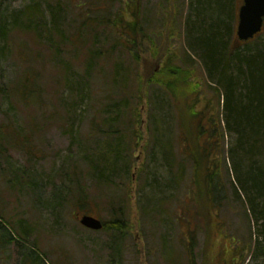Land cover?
<instances>
[{
  "label": "rangeland",
  "instance_id": "374dc122",
  "mask_svg": "<svg viewBox=\"0 0 264 264\" xmlns=\"http://www.w3.org/2000/svg\"><path fill=\"white\" fill-rule=\"evenodd\" d=\"M35 1L40 0H0V12L7 27L5 38L0 32V87L7 95L0 97V125L17 129L19 132L10 130L16 134V139L26 135L31 140L32 157L29 160L27 153L17 148L9 154L11 162L21 169L19 172L23 167L30 169L35 182V192L11 190L3 176L7 165L2 158L0 211L4 219L16 228L21 221L27 236L26 247L45 253L46 258L42 256L45 264H187L184 248L188 247L189 235H192L198 260L204 240L203 225L195 215L192 220L193 164L182 161L184 156L181 152L187 146H182L180 140L181 128L184 130L183 139L191 141L195 135L193 125L196 119L188 111L191 110L198 115L203 126L199 142L193 141L198 148L194 149L195 154L200 156L202 152L206 159L212 155L210 159L218 164L215 168L217 176L226 185L227 198L217 218L220 224L210 233H215L216 244L224 240L227 246L231 243L232 248L238 241L245 247L243 264H264V259L255 256L256 243L261 236L259 223L255 222L250 211L246 212L249 206L243 198L235 197L230 186L233 172H230L232 164L228 150L234 147V136L230 133L223 139L224 126L220 120L224 110L217 105L218 100L220 105L223 103L222 90L214 79L208 78L199 56L191 51L188 41L189 25L195 21V5L201 6L203 1L229 2L232 17H236L242 0L140 2L139 23L151 35L156 33V25L160 21L170 19L173 22L175 36L171 54L176 57L174 64L188 69L190 66L187 64L194 62L198 75L202 77L197 81L195 99L189 92L181 90H175V97L168 96L164 90L144 80L142 75L141 79L134 75V71L140 74L143 61L147 64L148 60L152 61L151 53L161 54L163 51V30L153 40V45L147 43L148 53L144 56L135 57L133 52L129 54L123 48L109 53L117 38L108 27L91 36L89 44L79 50L77 58L75 51L55 57L56 47L48 44L58 43L59 36L54 35L55 40L49 42L45 31L35 37L24 24L19 30L13 28L11 18L14 12ZM85 1L89 2L61 0L60 7L64 8L59 15L60 35L67 33L72 37L77 19L83 14L81 2ZM173 5L179 9L174 19ZM99 6L103 7V2ZM119 8L116 3L113 10ZM49 20L52 21L51 18ZM235 27L234 20L230 33L233 39L228 41L229 45L231 40V46L240 50L245 45L235 43ZM255 46H264V28L248 43V47ZM96 47L106 48L109 54L99 59L90 58V50ZM155 65V71L160 72L165 63L157 60ZM81 77H85L83 85L86 89L79 86ZM214 89L219 92L216 96ZM81 90L84 94L80 95ZM107 116H117L114 126L119 131L113 136L98 134L99 128L107 126L108 122L103 121ZM167 139L173 165L171 176L161 171L162 158L166 154L160 147ZM215 142L219 143L216 152L211 147ZM109 146L115 148L122 158L129 156L131 162L125 176L119 169L123 165L119 164L118 171L110 178V190H107L95 186L87 174L90 169L86 163H95L94 157L104 153ZM209 150L211 154L208 155ZM189 153L193 154L192 151ZM61 169L62 173L59 172ZM205 171L203 169L202 177ZM66 173L81 180L90 200L89 210L74 209L73 205L53 209V187L65 179ZM177 176L179 181L174 184L172 177ZM171 182L174 186L170 188ZM155 186L161 190L154 192ZM118 189L127 191L129 196L121 203L127 218L122 239L118 232L90 231L79 225L75 215L86 214L103 222L111 221L108 206L115 202L116 198L111 199L118 195ZM117 204L119 202L116 201ZM219 225L224 226L220 236L217 234ZM231 248L228 247L229 254ZM17 250L15 246L0 250V264H19L21 258Z\"/></svg>",
  "mask_w": 264,
  "mask_h": 264
},
{
  "label": "trees",
  "instance_id": "16d2710c",
  "mask_svg": "<svg viewBox=\"0 0 264 264\" xmlns=\"http://www.w3.org/2000/svg\"><path fill=\"white\" fill-rule=\"evenodd\" d=\"M88 1L81 2L83 14L77 19L78 23L73 30L72 37L67 33L64 36L63 34L60 35L59 22L61 21L59 15L64 8L60 7L61 0L35 1L22 10L15 11L11 18L13 28L19 30L24 24L27 31L34 33L35 37L39 35V32L45 31L48 33L46 39L49 42L55 40L54 35H57L56 37H60L58 43L48 44L49 47L52 45L56 47L54 56H62L64 52L75 51L76 58L79 50L84 49L89 44L91 36L96 35L98 32L101 33L103 29L108 27L112 29L113 35L117 38L116 44L114 43L109 53L116 50V48H123L129 54L133 52L135 57L138 55L144 56L146 52L148 53L147 46L149 44L147 43H152L153 45V40L163 30V45L166 51L164 52L163 49L161 54L151 53L152 61L148 60V64L143 61V69L140 74L138 73L137 75V71H134V75L138 76L139 79H141L140 75H142L144 80L153 83V86L168 93H172L173 97H175L174 90H181L183 93L185 91L189 92L192 99L197 97V81L202 79V77L198 75L194 62L190 61L187 64L190 66L188 69L186 67L181 68V64H174L176 57L171 54V49L173 47L175 29L170 19L168 21H160L156 25V33L151 35L139 23V5L142 0ZM100 2H103V7L99 6ZM116 3L119 4L120 8L113 10ZM200 4L201 6L195 5V10H193L195 21L189 25V47L193 53L199 56L208 78L214 79L222 90L226 128L234 136V147L230 150L231 171L233 172L230 186L234 189L232 191L236 194L235 197L243 198L249 206L246 212L250 211L255 222L259 223L258 227L260 228L261 236L256 243L255 256L259 259H264V46L251 48L248 47L250 42H245L243 43L245 47L239 50L231 46V40L229 45L228 40L233 39V37H230L231 23L234 20L236 21L235 15L232 17V9L229 2L214 1L209 3V1H203ZM178 10V7L173 5V19ZM2 14L0 12V15ZM164 17L162 15V18ZM1 20L0 32L2 37L5 38L7 27L5 26L3 15ZM102 49L96 47V49L90 50V58L99 59L109 54L106 48ZM157 60L165 63L160 72L155 71V61ZM83 78L85 79V77H81L79 86H82L81 89H86V86L83 85ZM82 91L79 92L80 95L81 93L84 94ZM4 94L6 95V91L0 87V97ZM81 99L82 97L79 100ZM118 114L119 112L117 116ZM117 116H107L103 119L108 124L104 129L99 128L98 134H103L104 136L116 134L119 131L114 126L117 122ZM10 130H12L10 126L0 125V160L4 158L7 165L3 176L6 178L7 185H9L11 190L25 191L26 193L35 192L33 189L35 182L32 175H30V169L23 167V171L19 172L21 169L11 162L9 154L12 149L17 148L27 153L29 160V157H32V147L29 145L31 140L26 135L16 139V134L14 132L11 133L12 131ZM164 140V144L160 148L162 153L166 154V157L162 158L161 171L171 176V151L168 139L165 142ZM184 140L182 141L183 145L185 144L187 147L186 150L183 149L182 155L184 159L182 161L186 160V162L193 164L192 176L193 185L195 186V192L192 194L195 203L193 211L194 215L201 219V225H203L201 230L204 237L203 246L200 253H198L197 260V255L194 254L195 237L189 235L190 243L187 248H184L186 263L243 264L246 259L245 247L240 246L237 243L238 241H235L232 245V252L229 254L228 246L224 245L226 242L223 240V242L219 241L220 243L216 244L215 233L214 235L210 233L218 223L220 224L219 220H217L218 212L222 207V203L226 200L222 180L215 177V172H211V174H207L204 177L199 174V171L201 172L204 165L207 164L206 159L202 155L189 153L192 151L194 143ZM104 151V153L94 157L95 163L91 164L93 161L86 163L90 169L87 174L91 177L96 187L110 190L108 189L111 187L110 178L118 171L119 164L123 165L119 169L125 176L128 173V164L131 159L129 156L122 158L115 148L111 146ZM120 161L122 162L120 163ZM59 172L62 173L63 170L61 169ZM61 178L62 175L60 174ZM172 180L176 184L177 178L172 177ZM172 182L170 188L174 186ZM159 190L161 189L156 186L153 187L154 192ZM118 191V195H115L111 200L116 198L115 202L117 201L119 204L115 205L114 202L108 206L111 221L103 222L102 231L121 233L120 239H122L125 234H123V231H125V225H127V218L125 219L124 205L121 203L124 198L128 199L129 196L127 191L123 189H118ZM52 201H54L53 209H62L73 205L74 209L76 207L79 210H89L90 200L85 192L84 185L81 184L79 178H73L70 174L68 176L67 173L65 174V179H61V182L53 187ZM214 213L215 215L217 214L216 217L213 216ZM77 216L75 215L74 218L78 221ZM22 228L21 221L16 228L12 223L4 219L3 213L0 211V250L3 251L8 247L15 246L18 247L17 252L21 258L19 259V264H45L42 259V256L46 258L45 253H37L33 248L26 247L27 236ZM223 231L224 226L219 225L217 234L220 236ZM216 246H220V248L217 249Z\"/></svg>",
  "mask_w": 264,
  "mask_h": 264
},
{
  "label": "water",
  "instance_id": "95a60500",
  "mask_svg": "<svg viewBox=\"0 0 264 264\" xmlns=\"http://www.w3.org/2000/svg\"><path fill=\"white\" fill-rule=\"evenodd\" d=\"M264 19V0H243L239 8L237 37L241 41L251 39L261 31ZM79 223L90 230L99 231L102 223L99 219L83 215Z\"/></svg>",
  "mask_w": 264,
  "mask_h": 264
}]
</instances>
